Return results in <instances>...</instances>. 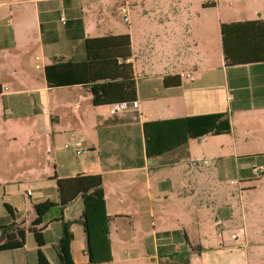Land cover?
Masks as SVG:
<instances>
[{"label": "crops", "instance_id": "0c3cea01", "mask_svg": "<svg viewBox=\"0 0 264 264\" xmlns=\"http://www.w3.org/2000/svg\"><path fill=\"white\" fill-rule=\"evenodd\" d=\"M124 1L121 8L126 6L127 13H122L121 8L119 10L127 17V21L123 17L127 30H118L117 25H113L115 27L105 28L108 34L99 35L97 33L103 32L100 25H104L100 18L103 17V11L108 10L107 4L99 6L98 14L101 17L95 21L96 27L87 34L81 0H0V10H3L0 11V86L7 88L0 95V178H5L6 185H9L10 177H15V183L28 181L24 185H11L1 190L0 245L6 242L7 232L4 228L8 226L24 231L25 238L23 247L0 251V264H38L39 249L48 264H58L57 243L61 223L56 219L59 218V211L51 210L36 228L44 241V245L38 248L32 232V223L37 217L34 206L45 201L59 203L57 180L78 175H99L102 179L105 211L109 217V245L114 262H138V257H119L115 261L117 256L110 224L116 222L121 215L115 214L117 212L111 209L110 200L112 191L125 179L121 174L129 168L149 170L158 158L186 146L192 140L203 142L209 137H216L189 139L185 145L171 152L147 158L142 134V125L146 122L226 113L230 132L218 136H230L234 151L240 149L248 153L233 159L234 165H239L235 178L237 176L241 183L249 181L252 177L241 176V171L251 170L254 174L252 168H260L255 174L258 175L264 167V161L258 162L264 159V62L226 67L220 34L222 24L260 21L264 28V0H159L153 9H149L153 10L151 14H145V11L141 14L127 0ZM33 3L36 4L34 11L33 7L28 11L11 8L24 5L27 10ZM165 22L170 24L166 32L162 31ZM33 32L38 33L41 43L40 54L35 56V60L40 62L35 68L42 71L44 81L45 66L55 61L85 60V39L128 35L131 57L127 63L132 66L138 108L110 115V106L93 105L92 96L85 86L48 88L46 81L39 88L30 83L25 84L33 76L31 63L12 55V50L18 42L24 41L25 53L28 54L31 49L26 43L30 42ZM137 33L142 36L144 50L148 52L147 60L141 67L137 64L136 57ZM164 35L167 37H163ZM185 41L191 43L187 45L193 53L190 56L184 54ZM53 46H62L60 54L45 51ZM215 46L222 70L221 77L218 75L217 78L210 74L215 70L212 64ZM46 53L50 58H46ZM152 55L155 59L151 58ZM165 79L168 85L164 84ZM55 90L65 93H57L60 91ZM70 106L76 113L82 109V114L78 117L74 114L66 121V110ZM102 107H107V111H98L97 108ZM89 109L98 132L97 152L93 142L77 133ZM64 129L69 132H62ZM21 133L25 146L16 148ZM46 136L52 143L47 155L52 154L54 157L52 166H46H51L54 175L43 170L39 178H33V163L35 169L39 170L44 169L45 164L44 160L33 153V141L38 137L46 140ZM135 142L138 143L139 161L126 166L129 148L125 149V146H134ZM61 143L64 145L61 146ZM248 156L260 158L247 162L239 160ZM214 159L222 160L219 156ZM202 163L211 161L202 159ZM189 166L193 167L191 164ZM8 168L16 170V174H8ZM27 192L31 195L28 196ZM4 204L11 208L12 215L7 213ZM82 211L83 204L79 197L62 211L63 220L71 223L73 240L70 243V253L73 264H90L86 252V235L78 222ZM225 217H231L228 209H225ZM242 219H246L245 214H242ZM178 231L184 232L187 237V251L199 249L198 253L189 252L188 264H209L192 260L199 256L200 247L190 243L184 230ZM160 234L163 233L156 234L154 264H185V259L179 262L166 257L168 252L162 258L159 257V245L161 248L170 246V243L159 241ZM233 235L236 238H232ZM231 239L236 244L245 246V230L241 228L239 232H233ZM180 247L182 244H174V251H179Z\"/></svg>", "mask_w": 264, "mask_h": 264}, {"label": "rangeland", "instance_id": "374dc122", "mask_svg": "<svg viewBox=\"0 0 264 264\" xmlns=\"http://www.w3.org/2000/svg\"><path fill=\"white\" fill-rule=\"evenodd\" d=\"M127 1L141 14H144L143 11L145 14H151L153 10L149 9H153L154 4L159 0ZM81 2L87 34L96 27L95 21L101 17V14H98L99 6L104 4H107L108 10L103 11V17L100 19L104 21L105 26L100 25V30L103 32L97 34H108L105 28L116 25L118 30H127V24L123 22L124 15L119 10L125 3L124 0H81ZM35 5V3L31 4L27 10L24 5L11 6V8L28 11L33 7L34 11ZM149 18L152 20V17ZM151 22L154 23V21ZM164 26L162 31H168L170 24L165 22ZM136 35L137 64L141 67L147 60L148 52L144 50L142 36L139 33ZM189 44L191 45L189 41L183 42L184 54L188 56L193 54L187 48ZM26 45L31 49L28 54L25 53L24 41H21L12 50V55H17L31 63L33 76L29 77V82L25 84L30 83L39 88L45 81L42 71L35 68V65L40 62L35 60V56L40 54L41 47L38 33L33 32V37ZM61 50L62 46H53L45 51L60 54ZM214 51L215 58L212 64L215 70L210 74L217 78L218 75L221 77L222 70L218 64L217 46ZM47 53L46 58H50ZM151 58L155 59V56L152 55ZM55 91L65 93L62 90ZM97 109L107 111V107ZM90 111L89 109V113L84 115L77 133L93 142L97 152L99 150L98 132ZM74 114L78 117L82 114V109L76 113L73 107H68L65 120L68 121ZM64 130L62 132H69L68 129ZM21 135L23 136V133L19 134L16 148L25 146V140ZM137 144L135 142L134 146H125V149L129 148V154L125 159L126 166L139 161ZM63 145L64 143H61V146ZM50 147L52 148V143L48 136L46 140L38 137L33 141V153L45 161L44 169L41 170L35 169L33 163V178H39L43 170L54 175L51 170L54 157L52 154L47 155ZM246 154L248 153L240 149L234 151L230 136L224 135L209 137L203 142L192 140L186 146L158 158L149 170L127 167L129 169L121 174L125 179L112 191L113 196L110 200L111 209L117 212L115 214L121 215L116 222L110 224L111 238L117 256L115 261H118L119 257H138L136 260L138 262L131 264H154L156 234L184 230L190 243L200 247L199 256L194 257L193 261L209 264L222 262L224 264H264V167L261 173L252 177L251 180L239 182L237 176L235 178V171L239 165H234L233 159ZM218 156L221 157V162L214 159ZM202 159L210 160L211 163L204 164ZM46 164L51 166L48 168ZM15 172L13 168H8V174H16ZM8 179L9 185H6L5 178H0V194L2 188L11 187V185L20 186L28 182L15 183L13 180L15 177ZM225 209L230 211L231 217H225ZM242 214L246 215V219H242ZM241 228L245 230V246L238 245L231 239L232 233L239 232ZM112 261V264H123L114 262L113 258Z\"/></svg>", "mask_w": 264, "mask_h": 264}, {"label": "trees", "instance_id": "16d2710c", "mask_svg": "<svg viewBox=\"0 0 264 264\" xmlns=\"http://www.w3.org/2000/svg\"><path fill=\"white\" fill-rule=\"evenodd\" d=\"M223 61L226 67L264 62V28L260 21L222 24L220 26ZM85 60L81 62L55 61L44 68V77L48 88L66 86H85L89 89L94 106H111L115 103L136 101V86L132 66L127 63L131 57L128 35L107 36L84 40ZM164 84L168 85L167 80ZM230 132L229 117L226 113L187 117L168 121H151L142 125L145 156L155 158L171 152L187 143L189 139L204 136H218ZM260 156L239 158L242 162L253 161ZM264 159L258 160L262 163ZM264 163V162H263ZM241 176L254 177L251 170L241 171ZM59 203L45 201L34 206L37 215L33 221V236L38 248L44 245L38 229L44 217L53 209L59 211L61 223L60 238L57 243L58 264H73L70 243L73 235L70 222L62 218L63 209L79 197L83 211L78 222L86 235V252L90 264H110L112 261L109 245V217L105 211L102 179L99 175H78L74 178L57 180ZM12 215L11 208L3 205ZM6 242L0 245V251L18 249L24 246L25 233L13 226L4 228ZM159 241L170 243L167 248L158 247L159 257L181 262L189 252L198 253L199 249L187 251V237L184 232L176 231L158 235ZM174 244H182L174 251ZM165 249V250H164ZM38 264H48L45 256L37 251Z\"/></svg>", "mask_w": 264, "mask_h": 264}, {"label": "built area", "instance_id": "2783aa9c", "mask_svg": "<svg viewBox=\"0 0 264 264\" xmlns=\"http://www.w3.org/2000/svg\"><path fill=\"white\" fill-rule=\"evenodd\" d=\"M121 12L126 14L127 13V7L123 6L121 8ZM124 21H127V17H124ZM189 78V75L187 76ZM7 91L6 87L0 86V95H2L4 92ZM138 108V104L136 101L130 102V103H115L110 106L109 114L114 115L116 113L128 111V110H136ZM260 168H252V172L254 174H257L259 172ZM27 195L30 196V192H27ZM232 238H236V235H233Z\"/></svg>", "mask_w": 264, "mask_h": 264}]
</instances>
